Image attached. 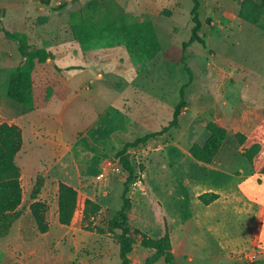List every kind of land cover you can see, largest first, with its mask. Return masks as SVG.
<instances>
[{
    "label": "rangeland",
    "instance_id": "rangeland-1",
    "mask_svg": "<svg viewBox=\"0 0 264 264\" xmlns=\"http://www.w3.org/2000/svg\"><path fill=\"white\" fill-rule=\"evenodd\" d=\"M241 1L200 0L203 44L184 51L192 82L177 126L127 151L135 171L128 193L131 230L159 238L167 229L177 264H264V174L250 167L232 138L245 130L264 144V32L238 18ZM191 8L192 0H0L1 28L25 33L31 49L50 53L35 68V86L55 80L66 91L65 100L52 98L35 111L9 99L8 79L23 57L0 30V123L19 126L23 135L15 159L22 203L0 238V264L120 263L119 232L108 226L122 206L127 176L117 153L170 122L189 80L179 59L191 36ZM108 16L148 20L160 44L157 54L147 59L127 53L123 44L94 40L84 49L74 30L83 19L96 23ZM210 121L226 128L228 139L204 164L189 148L206 141ZM39 176L44 185L38 199L48 205L49 231L43 234L29 210ZM71 177L79 205L63 226L56 215L57 184ZM205 192L218 198L205 205L198 199ZM85 198L100 204L92 222L104 233L81 228ZM131 235L129 257L143 264L151 251Z\"/></svg>",
    "mask_w": 264,
    "mask_h": 264
},
{
    "label": "trees",
    "instance_id": "trees-1",
    "mask_svg": "<svg viewBox=\"0 0 264 264\" xmlns=\"http://www.w3.org/2000/svg\"><path fill=\"white\" fill-rule=\"evenodd\" d=\"M199 7L200 0H192L190 13L193 26L191 36L188 41L182 43L179 59L189 75V80L180 90V101L173 110L170 122L160 131L147 133L132 142H126L117 153L127 176L123 182L122 206L109 221L108 226L110 229L119 232L117 241L119 264H132L129 254L133 249L134 237L131 233L138 235L140 245L151 251V255L144 260L143 264H177L172 239L167 229L164 235L159 238H152L137 228L131 230L128 223V212L131 209L128 193L129 184L135 178V171L127 151L129 148L144 144L149 139L160 136L171 127L177 126L179 114L185 105L184 90L192 82V73L187 67L184 51L194 42L203 44V40L199 36L202 27ZM119 17L108 16L103 21L96 23H93L92 18L83 19L77 29L74 30V35L78 37L84 49H87L91 40L103 42L102 44L108 47L123 44L127 53L152 59L159 51L160 44L151 23L148 20L127 22ZM238 18L264 32V0H242L238 10ZM0 30H3L1 20ZM3 32L7 38L17 43V52L23 57L22 63L9 76L6 87L7 97L31 111L46 107L52 98L65 100L66 91L58 81H48L40 86L34 84L33 73L36 66L46 63L50 53L45 48L31 49L25 33L6 30H3ZM205 130L208 135L206 141L202 145L194 143L189 148V153L196 161L211 164L228 139V131L213 121L205 125ZM232 138L236 146L243 147L241 155L247 160L250 167L255 172L264 174L263 141L254 137L253 134L247 136L242 132L234 133ZM22 144L23 135L19 126L6 122L0 123V238L9 233L12 222L19 217L18 208L22 203L23 190L21 171L15 159L22 148ZM43 185L44 177H37L32 188V202L29 205L35 226L42 234L49 231L47 221L48 205L38 199ZM217 198L218 195L215 192H205L198 196V199L205 205L210 204ZM78 205V190L63 181H59L57 184V219L59 224L69 226L78 210ZM100 210L99 203L91 198H85L81 211V228L104 233V229L96 227L92 222Z\"/></svg>",
    "mask_w": 264,
    "mask_h": 264
},
{
    "label": "crops",
    "instance_id": "crops-1",
    "mask_svg": "<svg viewBox=\"0 0 264 264\" xmlns=\"http://www.w3.org/2000/svg\"><path fill=\"white\" fill-rule=\"evenodd\" d=\"M264 90V89H263ZM262 96H263V98H264V92L262 93ZM223 127V126H222ZM245 130H242V133L244 132ZM246 135V134H245ZM248 136V135H247ZM224 146V145H223ZM222 146V147H223ZM221 147V148H222ZM220 148V149H221ZM71 180H73V178L71 177V178H69L68 180H66V181H70V182H68L67 184H69V185H71V186H74L73 184H72V182H71ZM74 188H76L75 186H74ZM40 200V199H39ZM55 207H56V215H57V201H56V203H55ZM58 220V219H57Z\"/></svg>",
    "mask_w": 264,
    "mask_h": 264
},
{
    "label": "water",
    "instance_id": "water-1",
    "mask_svg": "<svg viewBox=\"0 0 264 264\" xmlns=\"http://www.w3.org/2000/svg\"><path fill=\"white\" fill-rule=\"evenodd\" d=\"M50 58H48V60H49Z\"/></svg>",
    "mask_w": 264,
    "mask_h": 264
}]
</instances>
